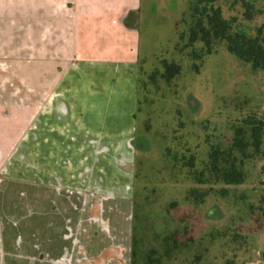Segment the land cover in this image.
<instances>
[{
    "label": "rangeland",
    "instance_id": "374dc122",
    "mask_svg": "<svg viewBox=\"0 0 264 264\" xmlns=\"http://www.w3.org/2000/svg\"><path fill=\"white\" fill-rule=\"evenodd\" d=\"M215 5L235 20L234 31L256 36L262 28L264 34V0H216ZM187 8L188 0H142L131 159L124 163L114 143H101L100 177H90L93 166L83 163L82 176L68 178L84 193L121 192L120 199L131 202L135 229L132 219L127 221L126 244L113 251L125 264L131 263L133 236L134 264H264V142L260 154L245 161L238 156L246 177L241 185L215 182L206 170L213 149L226 152L246 118L264 119V71L254 72L223 42L211 54L200 41L187 47L186 28L179 24ZM10 56L0 54V61ZM3 88L16 91L10 97L17 100L3 105L17 117L0 119L6 129L0 183L9 192L7 201L19 192L20 205L30 206V179L40 178L42 167V151L30 148V90ZM105 154H110L107 167ZM191 158L194 168L187 166ZM108 167L112 177H101ZM201 172L204 185L197 182ZM193 189L199 194L191 197Z\"/></svg>",
    "mask_w": 264,
    "mask_h": 264
},
{
    "label": "crops",
    "instance_id": "0c3cea01",
    "mask_svg": "<svg viewBox=\"0 0 264 264\" xmlns=\"http://www.w3.org/2000/svg\"><path fill=\"white\" fill-rule=\"evenodd\" d=\"M141 10L142 0H0V54L11 55L0 61V119L17 117L3 105L16 91L3 86L26 85L30 148L42 151L30 206L19 192L7 201L0 183V264H125L113 251L126 244L131 202L121 192L84 193L68 177H81L83 163L100 177L101 143L131 159ZM5 131L0 121V162Z\"/></svg>",
    "mask_w": 264,
    "mask_h": 264
},
{
    "label": "trees",
    "instance_id": "16d2710c",
    "mask_svg": "<svg viewBox=\"0 0 264 264\" xmlns=\"http://www.w3.org/2000/svg\"><path fill=\"white\" fill-rule=\"evenodd\" d=\"M216 0H188L187 11L183 14L180 25H184L188 37L187 47L194 46L198 41L206 47L207 53L211 54L217 42H223L229 53L239 60L250 64L254 72L264 71V34L262 28L258 29L256 36L234 31V19H226L220 7L215 5ZM247 16L252 18L251 6L247 3ZM185 39L181 35V40ZM264 142V119L249 117L243 121V125L235 132L232 145L221 151L214 148L210 154V161L206 166L215 182H223L226 185H241L246 177L242 169L237 165L238 156L242 160L252 158L261 152ZM194 168L195 159L191 158L188 165ZM264 174V168H263ZM205 172L199 173L197 182L200 185L207 183ZM190 196L199 194L198 190L189 191ZM204 198V197H203ZM135 216H133V230ZM138 241H131V263L134 264V255Z\"/></svg>",
    "mask_w": 264,
    "mask_h": 264
}]
</instances>
